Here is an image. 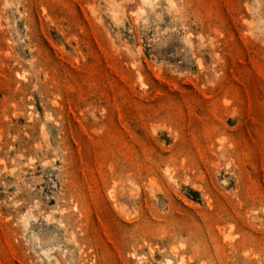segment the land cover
<instances>
[{"label": "rangeland", "instance_id": "rangeland-1", "mask_svg": "<svg viewBox=\"0 0 264 264\" xmlns=\"http://www.w3.org/2000/svg\"><path fill=\"white\" fill-rule=\"evenodd\" d=\"M0 264H264V0H0Z\"/></svg>", "mask_w": 264, "mask_h": 264}]
</instances>
